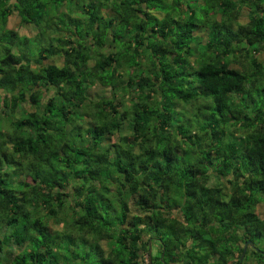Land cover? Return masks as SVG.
<instances>
[{
    "label": "trees",
    "instance_id": "1",
    "mask_svg": "<svg viewBox=\"0 0 264 264\" xmlns=\"http://www.w3.org/2000/svg\"><path fill=\"white\" fill-rule=\"evenodd\" d=\"M259 51L264 0H0V264H264Z\"/></svg>",
    "mask_w": 264,
    "mask_h": 264
},
{
    "label": "rangeland",
    "instance_id": "2",
    "mask_svg": "<svg viewBox=\"0 0 264 264\" xmlns=\"http://www.w3.org/2000/svg\"><path fill=\"white\" fill-rule=\"evenodd\" d=\"M68 8H70L71 10H74L75 12L77 11H80V9L77 8V3H73V2H69L68 3ZM68 10V9H67ZM76 14V13H74ZM77 15V14H76ZM81 16H83V14L81 13ZM246 20V9L243 7L240 11V14L237 18V22H244ZM230 25L232 27H235V22H230ZM55 25H53L54 27ZM6 27H9V28H12L14 30L17 31V33L19 34H23V35H27V36H33L34 32H35V28H31L29 24H23L19 21V15L16 13V11H13L11 12L10 14L7 15V18H6ZM45 32L48 34L47 36L49 37H54L56 36V32L57 30L53 31L52 29H46ZM58 33V32H57ZM63 35H65V33L61 32ZM56 34V35H55ZM194 34L198 35L200 37V40L203 41L205 39V34H206V30L203 28V27H197L195 28L194 30ZM46 36V38H47ZM89 41V40H88ZM90 42V41H89ZM197 45V42L194 41L191 43V46L193 48H195ZM255 56L264 64V51H259V52H256L255 53ZM44 62H53L57 65H59L61 63V57H58V56H54V57H47L43 60ZM231 66H233L234 68H238V66L236 64H231ZM125 75H123V78L121 79H124ZM110 93V89L108 88V86H102L98 83H93L90 87H89V95L91 98H99L100 96H103V95H109ZM118 93V92H117ZM120 93V92H119ZM130 93H126L124 94V102L128 103L130 101ZM200 102V104H198ZM194 104H198V106L200 107L201 105V98H196L195 100H193V103L189 104H183L181 103L180 101L177 102V107L180 108V109H183L185 107V109L188 110V112L192 114L193 110L196 111V109H191V107L194 108ZM126 104H124L125 106ZM24 108L25 110H30V106L27 105V104H24ZM189 115V116H191ZM192 117V116H191ZM84 120L83 122H85L87 120V117L84 116L83 117ZM129 117H125L123 120H122V123L120 125V127L114 131L112 134H110V140L111 141H114V142H117L119 141L120 137H124V136H130L131 134V127H130V124H129ZM9 128V123H8V120H4V118L0 119V129L4 132L7 131ZM194 132V133H193ZM197 133V130L195 128L192 129V131L190 132V134H196ZM238 135V133H232L231 137H235ZM199 144V143H198ZM200 144H203V142H200ZM199 144V145H200ZM180 151V149L178 150ZM17 178H23V175H18ZM216 178L214 177H210L208 182L209 183H214L216 182L215 180ZM231 190V187H230V184L226 183L224 180L222 182V196L223 198H226L227 195L229 194ZM263 207H264V201L262 199H259L258 201H255L254 204H253V208L256 212V214L261 217L262 214H263ZM56 219V218H55ZM55 219H49L48 220V225L51 227V228H54V229H59L61 224L59 221L55 220ZM153 236V235H152ZM148 243L150 245V248H147V249H150V253H151V256L152 258H154L158 253H159V250H158V246H157V240L154 239V238H149L148 239ZM250 247L248 246H245V249L249 250ZM145 256V252L142 253V257L144 258ZM250 256V254H249ZM148 257V256H147Z\"/></svg>",
    "mask_w": 264,
    "mask_h": 264
},
{
    "label": "built area",
    "instance_id": "3",
    "mask_svg": "<svg viewBox=\"0 0 264 264\" xmlns=\"http://www.w3.org/2000/svg\"><path fill=\"white\" fill-rule=\"evenodd\" d=\"M143 260H144V264H149L148 257L146 254H145Z\"/></svg>",
    "mask_w": 264,
    "mask_h": 264
},
{
    "label": "water",
    "instance_id": "4",
    "mask_svg": "<svg viewBox=\"0 0 264 264\" xmlns=\"http://www.w3.org/2000/svg\"><path fill=\"white\" fill-rule=\"evenodd\" d=\"M245 245H246V242H244V244H243V249H244Z\"/></svg>",
    "mask_w": 264,
    "mask_h": 264
}]
</instances>
